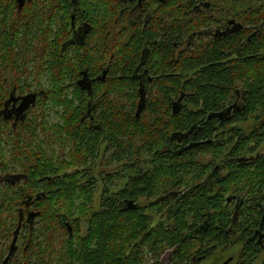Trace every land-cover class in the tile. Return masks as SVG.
Listing matches in <instances>:
<instances>
[{
    "label": "trees",
    "instance_id": "1",
    "mask_svg": "<svg viewBox=\"0 0 264 264\" xmlns=\"http://www.w3.org/2000/svg\"><path fill=\"white\" fill-rule=\"evenodd\" d=\"M15 1L0 0L1 255L16 246L19 264H165L170 251V264H200L240 245L223 264L260 260L264 0H151L138 21L137 1L34 0L22 15ZM73 12L88 27L77 43ZM143 52L154 80L141 95ZM21 95L28 109L11 117L5 103ZM103 142L126 181L114 191L116 175L105 176L97 206L91 162Z\"/></svg>",
    "mask_w": 264,
    "mask_h": 264
},
{
    "label": "flooded vegetation",
    "instance_id": "2",
    "mask_svg": "<svg viewBox=\"0 0 264 264\" xmlns=\"http://www.w3.org/2000/svg\"><path fill=\"white\" fill-rule=\"evenodd\" d=\"M34 0H16L15 1V8L17 9L16 12H18L19 15H22V13L24 12V8L26 6V4H29L31 2H33ZM126 1H129V2H135L137 1V4L133 7V13H134V18H136V20L138 21L141 13H143V11L147 8V5H150L151 3V0H126ZM140 10V11H139ZM146 15L148 16V14L146 13ZM71 16H72V29H74L73 31V37H75V43L79 42L80 40H83L84 41V37H77L80 35V33H88V27L87 26H83V24H77L76 23V14L75 12L71 13ZM233 19L229 20L228 21V24L226 25L225 29H228L230 31L233 30L234 28V22H232ZM82 23V22H81ZM85 23V21L83 22ZM85 35V34H84ZM73 42V41H72ZM181 47V48H180ZM187 47V44L185 45H179L177 50H176V53L179 54L181 50H183V48L185 49ZM146 56V58H145ZM147 55H145V52H143V54L141 55V59H140V63L139 65H137L136 67V72H138V76H137V79H138V83H140V85L142 84L141 86V95L145 93V85L149 83H152L153 80H154V76L152 77L151 75H148V72H149V69L148 68H145L147 66ZM141 70H143V72H141ZM182 97V96H181ZM180 97V98H181ZM26 95L25 96H12V98H10L9 100H7V102L5 103L6 104V110L8 111V115H10L12 117V115L16 114V115H22L23 112H25L27 109H28V105L26 103ZM182 101L183 99H178V101L175 103V109H178L180 110L182 108ZM240 103L239 102H236L232 105V108L234 107L235 110L237 109H240ZM213 114V115H212ZM210 116L211 117H220L222 119H230L231 116H233V114L231 112H228L226 111L225 113H223L222 115H217L215 113H212ZM224 116V117H223ZM88 123H89V127H90V130L94 131H98V127H100V124L95 121V116L93 115H89V118H88ZM92 138V137H91ZM94 138H96V136L94 135ZM98 138H101L98 136ZM93 139V138H92ZM183 140H185V137L184 136H181L179 138V141L182 143ZM97 143H100L102 142V139H96L95 140ZM183 144V143H182ZM193 144H188L187 147H192ZM108 146V143L107 142H103V148H101V150H99V153L97 155V157L95 158V161H92L91 162V165L92 167H97L98 164H102L103 161L107 158V161L109 163H112L114 160H113V155H114V152H112L111 150V147ZM185 147V146H184ZM111 160V161H110ZM100 162V163H99ZM121 162V161H120ZM117 162L118 166H121L123 163L121 162ZM114 163H116L114 161ZM109 173H105L104 176H108ZM105 184V182H104ZM101 192V190H100ZM101 194L100 193V197H101ZM99 197V198H100ZM132 206V204H130ZM33 217V215H32ZM35 217H33L32 219H34ZM74 222L72 221H64V224L66 225L67 229L69 230V232L74 236V240L78 239L79 238V234H77L75 231V228H76V225L73 224ZM88 228L86 227V230ZM86 230H85V233H86ZM81 232V231H80ZM84 233V234H85ZM82 235V233H80ZM76 235V236H75ZM255 237L258 238V242H261L264 244V218L262 219L261 221V224H260V227L259 229L256 230V233L254 234ZM78 244V243H77ZM19 250L18 247L15 248V250L12 252V247L9 249V252H8V257H4V259H2V262L1 264H13V260L15 258V255L17 253V251ZM240 250H241V246L240 245H234L233 248L228 252L229 254V257L227 258L228 259H234L235 261L237 260L238 258V255L240 253ZM170 251H166L164 253L163 256H161V261H165L167 260L165 264H170L171 263V255L170 253H168Z\"/></svg>",
    "mask_w": 264,
    "mask_h": 264
},
{
    "label": "rangeland",
    "instance_id": "3",
    "mask_svg": "<svg viewBox=\"0 0 264 264\" xmlns=\"http://www.w3.org/2000/svg\"><path fill=\"white\" fill-rule=\"evenodd\" d=\"M35 113V112H34ZM48 121L50 123H56V122H59L60 121V117L56 115L55 112L51 111L50 112V118L48 119ZM246 125H249V124H246ZM13 146H10V145H5V150H6V153L10 155L11 153V149H12ZM259 152L261 153H264V143L260 146V149H259ZM111 161V160H110ZM100 163V162H99ZM119 169V170H118ZM120 169H122L120 166H118L117 163H109L107 161V158L103 161L102 164H98L97 167H94L93 168V173L94 175L96 176V179L98 180V184H99V187H98V192L97 194L95 195V203H99V197H100V190L102 189V186H104V175L105 173H109V174H115V178H113V180H115V182L113 183V186H111L112 190L114 191H117L118 189H120L121 187H123L125 185V181L126 179L125 178H120L121 176H119V173H120ZM74 169H68V171H73ZM118 175V176H117ZM148 203H150V200L146 199V198H142L140 200V204L142 205H147ZM98 206V204H97ZM85 230H86V226L82 223V227H81V232L82 234L85 233ZM9 243V241L7 242ZM6 243V239L2 240V242L0 243V259H4V257H8V253H3L4 255L2 256L1 255V251L4 249V246L7 244ZM19 251V250H18ZM17 251V253H18ZM17 253L15 255V262L13 264H19V260H16V257H17ZM229 257V254L228 252L225 253V254H217L216 256H212L211 258L209 259H206L204 260L203 262H201L200 264H223V262L225 260H227V258ZM264 258V256H261L260 260H258L256 263L254 264H261L262 262V259ZM148 264H155V260L153 259H149L148 258ZM167 260L163 261L164 263H167L166 262ZM56 263V261H54ZM233 263H235V260L232 259ZM54 263V264H55Z\"/></svg>",
    "mask_w": 264,
    "mask_h": 264
},
{
    "label": "water",
    "instance_id": "4",
    "mask_svg": "<svg viewBox=\"0 0 264 264\" xmlns=\"http://www.w3.org/2000/svg\"><path fill=\"white\" fill-rule=\"evenodd\" d=\"M33 96H35V95H33ZM182 99V97L180 98V100ZM144 101V97L142 96V100H141V103ZM141 106V104L139 105V107ZM175 106H177V105H175ZM175 111H178V109H175ZM138 113H139V111H138ZM213 115V114H212ZM131 204V203H130ZM14 244H15V241H14ZM15 248H16V246L15 247H12V252L15 250Z\"/></svg>",
    "mask_w": 264,
    "mask_h": 264
}]
</instances>
